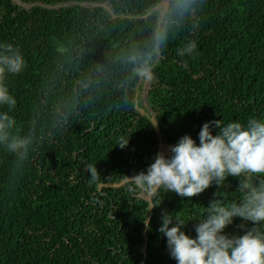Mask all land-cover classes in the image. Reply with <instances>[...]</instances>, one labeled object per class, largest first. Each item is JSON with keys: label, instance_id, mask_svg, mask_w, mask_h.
<instances>
[{"label": "trees", "instance_id": "obj_1", "mask_svg": "<svg viewBox=\"0 0 264 264\" xmlns=\"http://www.w3.org/2000/svg\"><path fill=\"white\" fill-rule=\"evenodd\" d=\"M160 3L0 0V41L27 61L7 81L13 132L32 137L23 159L0 145V264H176L158 231L161 209L195 237L218 193L242 197L238 177L191 198L161 189L153 209L130 191L128 177L185 134L199 143L206 121L264 118V0H201L145 83L126 57L149 45ZM189 40L197 55L180 57Z\"/></svg>", "mask_w": 264, "mask_h": 264}, {"label": "clouds", "instance_id": "obj_2", "mask_svg": "<svg viewBox=\"0 0 264 264\" xmlns=\"http://www.w3.org/2000/svg\"><path fill=\"white\" fill-rule=\"evenodd\" d=\"M200 6L201 0H161L149 45L126 57L145 83L157 79L155 67L174 26ZM197 48V42L189 40L178 49V55L195 56ZM26 67L19 46L0 41V109L7 108L0 110V145L21 159L28 155L32 137L13 132L16 118L10 113L17 101L7 81L9 74H20ZM153 127H158V122ZM198 136L199 143L190 134L181 136L167 153L156 155L146 172L128 177L130 191L139 190L150 197L153 209L163 202L159 199L161 189L191 198L213 184L223 186L228 177H238L242 197L225 202L227 194L218 193L219 198L204 207L203 218L196 219L195 237L184 231L187 222L166 209H161L158 231L166 238L176 264H264V118L206 121ZM128 142L120 137L117 145L123 148ZM87 170L93 179L99 175L96 164H88ZM237 218L240 232L226 231ZM145 225L150 229L148 220Z\"/></svg>", "mask_w": 264, "mask_h": 264}]
</instances>
